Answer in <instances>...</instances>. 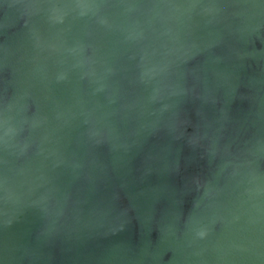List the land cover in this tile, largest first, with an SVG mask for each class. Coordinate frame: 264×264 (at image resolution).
Segmentation results:
<instances>
[{
    "label": "water",
    "instance_id": "95a60500",
    "mask_svg": "<svg viewBox=\"0 0 264 264\" xmlns=\"http://www.w3.org/2000/svg\"><path fill=\"white\" fill-rule=\"evenodd\" d=\"M0 264H264V0H0Z\"/></svg>",
    "mask_w": 264,
    "mask_h": 264
}]
</instances>
